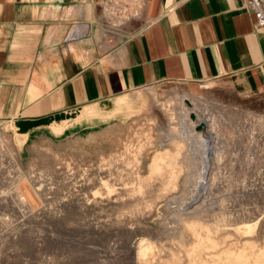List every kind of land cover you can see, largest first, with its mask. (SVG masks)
Instances as JSON below:
<instances>
[{
  "label": "rangeland",
  "instance_id": "obj_1",
  "mask_svg": "<svg viewBox=\"0 0 264 264\" xmlns=\"http://www.w3.org/2000/svg\"><path fill=\"white\" fill-rule=\"evenodd\" d=\"M170 88L191 93L182 103L202 138L197 153L170 136L183 130L177 124L180 101L168 97ZM141 92L148 101L130 122L61 145L36 142L22 158L10 135L0 130L8 151L0 152V264H264L263 238L234 244V236L225 233L241 234L242 218L254 226L248 216L264 215V89L239 94L218 78L163 82L136 91ZM206 92L223 102L225 112L213 102H199ZM235 106L243 113L230 116ZM196 108L210 115L211 126L199 120ZM141 149L144 158L137 164ZM159 152L166 161L150 173L148 161ZM213 155H220L218 168ZM126 165L131 172L124 171ZM118 166L123 171L117 172ZM185 168L200 178L195 187ZM148 174L154 199L148 193L118 199L135 187L139 175ZM159 176L163 181L155 179ZM117 177L134 179L126 185ZM141 199L151 202L149 207L139 206ZM122 203L125 208L116 216L113 210ZM136 207V217L126 219ZM214 221L226 224L224 232H214ZM252 226L250 233L259 229ZM140 245L153 251L143 253V260L137 255Z\"/></svg>",
  "mask_w": 264,
  "mask_h": 264
},
{
  "label": "crops",
  "instance_id": "obj_2",
  "mask_svg": "<svg viewBox=\"0 0 264 264\" xmlns=\"http://www.w3.org/2000/svg\"><path fill=\"white\" fill-rule=\"evenodd\" d=\"M218 78L264 89L242 0H0V130L21 158L130 122L144 86Z\"/></svg>",
  "mask_w": 264,
  "mask_h": 264
},
{
  "label": "bare ground",
  "instance_id": "obj_3",
  "mask_svg": "<svg viewBox=\"0 0 264 264\" xmlns=\"http://www.w3.org/2000/svg\"><path fill=\"white\" fill-rule=\"evenodd\" d=\"M205 92V91H204ZM191 95V93H185V90L182 91V90H175L173 88H170L169 89V92H168V97L169 98H177L179 99V106L177 107L179 112H178V121H177V124L181 125V128H183V130L179 131V133H176L175 131H171V134L170 136L171 137H175L179 140H184L186 142H188V145L190 146V148L192 149V152L194 153H197L199 150H200V146L199 144L201 143V136L200 135H196L195 133V129H194V122L189 118V110L184 106V103H182V99L185 97V96H189ZM232 99L234 98V100L236 99L234 96H230ZM157 98V97H156ZM200 100L199 102H205V101H210V102H213L215 103L216 105L220 106L221 108H223V111L225 112L226 110V107H224L223 105V102H221L220 100H218L217 98L211 96L210 94H208L206 92V94H202V96H200ZM237 100V99H236ZM173 102V101H172ZM163 104V103H162ZM239 105V104H237ZM235 110L233 111H230L229 113H231L230 116H235V115H240L241 113H243V109L240 107V106H235ZM157 108V107H156ZM176 108V109H177ZM202 109V108H201ZM199 110L198 108H196L198 114H199V120H204L206 121V123L211 126V122H210V115H208L206 112L202 110ZM232 109V108H231ZM234 109V107H233ZM158 110V109H157ZM156 110V111H157ZM247 111H250L249 109H245ZM155 111V110H154ZM251 112V111H250ZM159 113V112H158ZM170 113V112H169ZM227 116V115H226ZM229 116V115H228ZM228 118V117H227ZM169 119L173 120V115L170 114L169 115ZM198 120V121H199ZM197 121V122H198ZM230 121V120H229ZM214 123V122H213ZM215 127V126H214ZM122 129V128H121ZM110 131H113L114 128L110 127L109 128ZM7 142V141H6ZM146 144V143H145ZM151 144V143H150ZM145 146V145H144ZM152 146V145H151ZM142 150V149H141ZM140 151V150H139ZM0 152L2 153H5V154H8V151L5 149V147L3 146V144L0 143ZM116 153V152H115ZM114 153V154H115ZM204 153V152H203ZM136 154V152H135ZM138 154V159H137V164L140 162V160H142L144 158V154H145V151L142 150V152L140 151ZM136 154V155H137ZM205 154V153H204ZM3 156V155H2ZM5 156V155H4ZM115 156V155H114ZM214 156V155H213ZM6 157V156H5ZM4 157V158H5ZM112 157V156H111ZM165 157V153L164 152H159L157 153L153 159H151V161H148V166L147 168L149 169L150 173L153 171V169L155 168V166H158L160 163H163L164 161V158ZM171 157V156H170ZM204 157V156H203ZM220 157V155H219ZM219 157L218 155L214 156V164H216V167L219 165ZM169 158V157H168ZM173 158V157H172ZM106 159V158H105ZM135 159V158H134ZM107 161V160H106ZM114 161V160H113ZM166 161V160H165ZM164 161V162H165ZM118 164H120L118 162ZM122 164V163H121ZM164 164V163H163ZM166 164V163H165ZM204 164V162H203ZM127 168H124V171L127 170V171H132V168L131 167H128V165H126ZM205 167V166H204ZM210 167V166H209ZM159 168V166H158ZM157 168V169H158ZM218 168V167H217ZM118 171L117 172H121L122 169H120V166L117 167ZM138 169V167H137ZM185 170L189 173L190 175V179H189V185L192 184L194 187L195 185H197V182L199 181V177L197 175H194L193 172L195 171L194 169L193 170H190L188 168H185ZM206 170V169H205ZM123 171V170H122ZM160 171V169H159ZM204 171V170H203ZM157 172V170H156ZM201 172V171H200ZM137 175V174H135ZM158 176V175H157ZM203 177V176H202ZM204 177H206V175L204 174ZM117 180H119L121 183H128V182H131L133 181L132 177H117L116 178ZM156 180H160V181H163L164 178L162 177H155ZM153 180V176L151 174H148V176H143V175H139V177L135 180V187H133V189H130V192H128V194L126 193H120L119 196H118V199L120 200H123V197L124 196H134L135 194H140L141 197L144 196V194H149V195H152V198L154 199V193H155V188H153V185H151V182ZM155 180V181H156ZM207 180V179H206ZM214 181V180H213ZM107 182V180H106ZM105 182V185L109 183H106ZM200 186L199 188H203V185L205 184V181L203 179L200 180ZM157 183V181H156ZM188 183V182H187ZM127 185V184H126ZM157 185V184H156ZM170 185V184H169ZM23 186V185H22ZM163 186V185H162ZM197 186V188H198ZM108 188V187H107ZM214 188V187H213ZM111 189V188H110ZM113 189V188H112ZM109 190V189H108ZM195 190V189H194ZM202 192V189H198V191ZM97 192V191H96ZM195 192V191H194ZM109 193V192H108ZM43 194V193H42ZM96 194V193H95ZM211 194V193H210ZM94 196V200L93 201H97V203H102L101 199L100 200H97V196L93 195ZM210 197V195L208 196ZM194 198V196H193ZM192 198V199H193ZM110 199V198H109ZM108 199V200H109ZM202 199V198H201ZM200 199V200H201ZM123 202V201H122ZM28 203V202H27ZM20 204V203H19ZM151 204V202L149 201H144V199H141L138 201V205L141 206V207H149V205ZM184 204V203H183ZM188 204V203H187ZM208 205V204H207ZM124 203L122 204H118L115 208H114V214L117 216L119 213H121L124 209ZM188 209V208H187ZM190 209V208H189ZM208 209V208H207ZM210 210V209H209ZM140 211V208L139 207H136L134 209H131V211H129L126 215V219H131L133 217H136V214ZM176 211V210H175ZM190 211V210H188ZM216 212V211H215ZM190 213H193V212H190ZM188 213V214H190ZM236 213V212H235ZM240 213V212H239ZM222 216V215H221ZM245 216V215H244ZM235 217H237V220L242 217L241 215L239 214H235ZM159 218V217H158ZM249 219L251 220H255L254 222V226L252 225H249L245 223V221H242V219L244 220V218H242L240 221H241V225H237L238 227H242L244 228L245 232L241 233V234H237L235 232H232V229H227L225 231V233H227L229 236H234V244H238V243H242L243 245H246V243H249V242H257L259 239H262L263 238V241H264V234L262 233V229L264 227V215L262 216H258V217H253V215L251 216H248ZM190 220V219H189ZM196 220V219H195ZM220 220V219H219ZM223 220V219H222ZM235 220V219H234ZM236 221V220H235ZM192 222V221H191ZM225 222V220H224ZM228 222V221H227ZM223 223V222H222ZM220 223L219 221H214L212 224H213V229H214V232L215 233H218V232H221L223 231L222 227H226L224 224ZM233 224V222L231 223ZM234 224H237V223H234ZM252 224V223H251ZM177 225V224H176ZM179 225V224H178ZM175 226V225H174ZM173 226V227H174ZM235 226V225H234ZM235 227V228H238V227ZM256 227V226H259V229L258 230H254L255 232L254 233H250L251 231H249L250 227ZM170 227V226H169ZM229 227V226H228ZM232 227V226H231ZM166 228V227H165ZM168 228V227H167ZM174 229V228H173ZM176 229V228H175ZM177 230V229H176ZM234 230V229H233ZM252 230V228H251ZM236 231V229H235ZM168 232V231H167ZM224 232V231H223ZM232 232V233H231ZM169 233V232H168ZM176 233V232H175ZM178 233V232H177ZM207 234V233H206ZM224 234V233H223ZM171 235H173L171 233ZM208 237L210 238V234H208ZM180 239V238H179ZM178 240V239H177ZM149 241V240H148ZM153 244V243H152ZM144 245H140V246H137V255L140 259H142L143 257V253H150L152 251V249L150 247H145L143 248ZM157 250V248H156ZM159 250V249H158ZM155 251V250H154ZM189 250H187L188 252ZM217 251V250H216ZM238 251V250H237ZM153 252V251H152ZM238 254V253H237ZM157 255V254H156ZM234 256V255H233ZM138 258V259H139ZM170 258V257H169ZM145 259V258H143ZM142 259V260H143ZM222 259V258H221ZM246 261V260H245ZM248 261V260H247ZM183 262V261H182Z\"/></svg>",
  "mask_w": 264,
  "mask_h": 264
},
{
  "label": "built area",
  "instance_id": "obj_4",
  "mask_svg": "<svg viewBox=\"0 0 264 264\" xmlns=\"http://www.w3.org/2000/svg\"><path fill=\"white\" fill-rule=\"evenodd\" d=\"M242 2L253 12L256 24L264 32V0H242Z\"/></svg>",
  "mask_w": 264,
  "mask_h": 264
}]
</instances>
